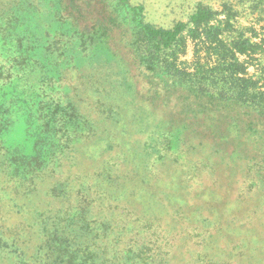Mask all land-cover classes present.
<instances>
[{"label":"rangeland","instance_id":"1","mask_svg":"<svg viewBox=\"0 0 264 264\" xmlns=\"http://www.w3.org/2000/svg\"><path fill=\"white\" fill-rule=\"evenodd\" d=\"M258 1L0 0V264H264Z\"/></svg>","mask_w":264,"mask_h":264},{"label":"trees","instance_id":"2","mask_svg":"<svg viewBox=\"0 0 264 264\" xmlns=\"http://www.w3.org/2000/svg\"><path fill=\"white\" fill-rule=\"evenodd\" d=\"M125 1V0H122ZM258 6L261 7V11L264 12V0H259L258 1ZM211 12L210 11H203V12H199L195 15H193V21L194 22H199L200 20L204 19L205 17L211 16ZM186 27V23L185 22H178L177 24H175L172 28H155L154 25L152 24H145L144 25V30L147 34V37L150 39V43H152V46L155 47L157 50H162L164 48H167L169 46H171V44L176 41L177 36L185 29ZM150 50L152 51V47H150ZM53 245H55V243H51L50 248L53 247ZM58 249H56V247H53V250L51 248V251L53 253H55L56 255V260L57 258H60V250H62L64 252V254H67L66 258H65V264H81V262H83L85 264V261H82V259H79V247H77V249L69 251L67 249H69V244L66 242H62L60 241L58 243ZM64 247V248H63ZM75 251V252H74ZM69 253H72L71 256H69ZM63 254V256H64ZM85 256H87V254H84ZM63 256L61 258H63ZM62 260V259H61ZM81 260V261H79ZM63 261V260H62ZM56 264H58V261H55ZM52 262V264H55Z\"/></svg>","mask_w":264,"mask_h":264}]
</instances>
